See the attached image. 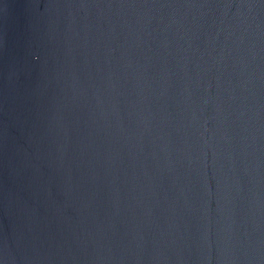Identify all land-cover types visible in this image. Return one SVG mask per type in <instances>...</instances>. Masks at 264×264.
I'll return each instance as SVG.
<instances>
[{"label": "water", "instance_id": "95a60500", "mask_svg": "<svg viewBox=\"0 0 264 264\" xmlns=\"http://www.w3.org/2000/svg\"><path fill=\"white\" fill-rule=\"evenodd\" d=\"M0 264H264V0H0Z\"/></svg>", "mask_w": 264, "mask_h": 264}]
</instances>
